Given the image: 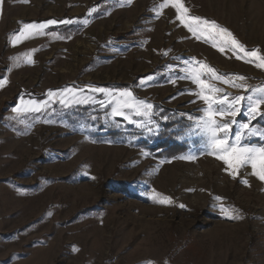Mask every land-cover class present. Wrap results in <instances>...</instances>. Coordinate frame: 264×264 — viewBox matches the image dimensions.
Segmentation results:
<instances>
[{
	"label": "rangeland",
	"instance_id": "374dc122",
	"mask_svg": "<svg viewBox=\"0 0 264 264\" xmlns=\"http://www.w3.org/2000/svg\"><path fill=\"white\" fill-rule=\"evenodd\" d=\"M40 2L24 7L10 0L0 19V78L7 79L0 89V264H264V183L251 167L233 179L221 160L207 154L195 127L206 106L187 94L197 91L195 84L177 78L194 59L221 75L245 76L237 83L256 89L264 88V70L196 39L174 9H159L163 0ZM184 3L192 16L216 21L248 50L264 54V0ZM84 11L81 18L71 16ZM36 16L73 23L57 21L54 30L13 46V35ZM29 52L31 64L24 60ZM119 83L163 107L165 117L185 119L178 139L188 147L184 153L167 158L137 140L94 141L97 118L124 119L111 115L106 94L90 88ZM211 83L232 96L250 94ZM69 88L91 99L79 104L69 97L61 105L57 96L39 114L13 112L21 96L43 102L49 91ZM77 107L99 115L66 116ZM154 115L151 122L138 120V128L156 126ZM236 120L233 134L247 116ZM250 126L264 129V118ZM252 139L259 143L251 145H264L258 136L244 143ZM153 193L172 204L155 203ZM222 206L239 218H227Z\"/></svg>",
	"mask_w": 264,
	"mask_h": 264
},
{
	"label": "snow or ice",
	"instance_id": "6c2138e0",
	"mask_svg": "<svg viewBox=\"0 0 264 264\" xmlns=\"http://www.w3.org/2000/svg\"><path fill=\"white\" fill-rule=\"evenodd\" d=\"M27 3L28 0H23ZM132 0H127L131 4ZM3 0H0L2 5ZM171 7L176 13V20L186 28L196 39H203L205 43H211L212 47L224 54L231 51L238 60H244L246 63H252L257 69L264 70V54L259 49L248 50L235 35L227 28L219 25L214 20H208L199 16H192L190 10L185 6L184 0H163L159 9ZM96 9L90 10L89 15L95 12ZM157 16L161 13L158 10ZM56 20H49L45 23H26L22 24V28L13 35L12 44L17 46L25 40L43 35L44 29L49 25H55ZM59 23L71 24L73 21L65 20ZM87 24V21L84 22ZM167 55V53H164ZM20 58L18 57L17 60ZM24 60L31 64L33 63L32 53H25ZM187 67L184 69L186 73L178 79H188L196 85L197 91L187 94L195 95L199 100L203 101L205 108L203 116L195 120V127L199 129L201 135L205 138V148L209 155L214 156L217 160H221L226 166L225 171L228 175L236 179L239 170L243 167H251V175L264 183V145L257 146L244 143V141L253 136L260 137L264 140V129L250 126L251 122L257 117L264 118V88L250 89L243 82L247 79L245 76L233 74L231 77L221 75L216 69L201 61L192 60L186 62ZM152 76L141 81V86H144L147 81H151ZM211 81L224 83L232 88L242 90L248 95L232 96L225 92L224 89L216 87ZM175 83V80L171 81ZM7 84L6 78H0V89ZM91 92L103 93L109 97L108 105H111V115L114 117H122L129 123L136 124L137 127H142L140 121L134 120L133 116L141 117L151 122L153 115V105L143 100H139L129 89L111 90L106 88H90ZM49 100L37 101L34 99H24L21 96L17 106L13 108L18 116L23 114H39L46 111L50 106V101L55 102V98L59 96V103L67 105L69 97L79 104L88 103L91 97L84 95L78 96V91L75 89H65L61 93L49 91ZM195 103V101H193ZM102 106L104 102L101 101ZM244 113L247 116V122L239 124V130L233 134V125L237 124L236 117ZM165 119H167L165 117ZM191 119V117H190ZM158 130L156 126L148 127L149 131ZM194 156H182L180 159H194ZM245 185L247 180H242ZM152 199L155 203L162 205H171L172 199L163 196L159 193H153ZM221 200L220 197H216ZM179 207L184 208L183 204ZM221 211L229 219H238L239 216H233L223 206ZM233 212L236 210L233 209ZM51 213H49L50 215ZM78 251V249H76Z\"/></svg>",
	"mask_w": 264,
	"mask_h": 264
},
{
	"label": "trees",
	"instance_id": "16d2710c",
	"mask_svg": "<svg viewBox=\"0 0 264 264\" xmlns=\"http://www.w3.org/2000/svg\"><path fill=\"white\" fill-rule=\"evenodd\" d=\"M40 21V19H36ZM105 88L108 89H129L134 93L133 87L129 84L119 83V84H109L105 85ZM153 105V114L155 125H158V130L149 131L143 128H138L133 125V123H126L120 118H114L105 122L102 119L97 118V121L94 123L97 127L91 133L92 138L95 142H102L107 140H126V141H135L137 140L141 145L148 144L149 148L153 150L159 149V154L161 153L162 157L173 158L179 155V153H184L188 147L185 143L178 141L181 134L185 132V127L187 122L185 119H182L176 114H171L165 119V114L168 113L163 107L157 104ZM75 110L73 113L67 114V117L74 118V120L89 118L99 115V113H90V109L87 107H77L72 109ZM159 112V113H158ZM134 120H142L141 117H134ZM256 120L255 122H258ZM93 123V121H92ZM87 125H90L91 122H87ZM250 144L259 143L258 140L252 139L249 141ZM146 146V145H145Z\"/></svg>",
	"mask_w": 264,
	"mask_h": 264
},
{
	"label": "crops",
	"instance_id": "0c3cea01",
	"mask_svg": "<svg viewBox=\"0 0 264 264\" xmlns=\"http://www.w3.org/2000/svg\"><path fill=\"white\" fill-rule=\"evenodd\" d=\"M8 2L10 3V0H3L2 5H0V19L1 18L3 19V15H4V12L6 10V6L9 5ZM22 2H23V0H16V3L15 4L20 5V6H24V7L29 6V5H32L33 2H36L38 5H41L42 4V2H40V0H28L27 3L23 2L24 5H23ZM85 10H87V9H85ZM84 14H85V11L83 13H81V14L79 13V14H75V15H71V16H76V18H81V17L84 16ZM64 16H63V19H64ZM36 19H40V21H36ZM49 20H56V21H58V19L57 18H54V17L36 16L34 19H30V20L26 21V23H37V24H40V23H45V22H47ZM48 27H49L50 31L54 30V28H55L54 25H49Z\"/></svg>",
	"mask_w": 264,
	"mask_h": 264
}]
</instances>
